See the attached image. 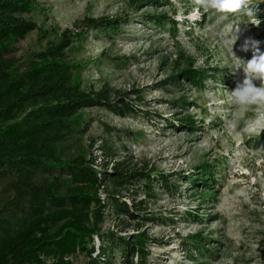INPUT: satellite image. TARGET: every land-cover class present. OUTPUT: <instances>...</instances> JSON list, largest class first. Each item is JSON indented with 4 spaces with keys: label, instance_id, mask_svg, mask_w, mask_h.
I'll return each mask as SVG.
<instances>
[{
    "label": "rangeland",
    "instance_id": "1",
    "mask_svg": "<svg viewBox=\"0 0 264 264\" xmlns=\"http://www.w3.org/2000/svg\"><path fill=\"white\" fill-rule=\"evenodd\" d=\"M138 2L36 0L29 18L38 29L14 41L9 56L23 71L69 30L65 62L76 67L74 83L85 92L108 87L111 101L121 94L139 112L125 118L100 108L81 112L67 153L94 160L103 173L120 164L170 180L169 187L153 183L149 194L141 179L131 191L109 189L134 218L109 207L92 258L139 264L137 256L125 258L123 239L146 241V264H264V102L241 106L231 96L243 79L239 58L252 56L241 48L258 41L264 52V27L257 15L225 17L194 0ZM85 19L102 20L94 26L100 28L75 27ZM5 196L12 193L0 183ZM109 196L97 195L105 203Z\"/></svg>",
    "mask_w": 264,
    "mask_h": 264
},
{
    "label": "trees",
    "instance_id": "2",
    "mask_svg": "<svg viewBox=\"0 0 264 264\" xmlns=\"http://www.w3.org/2000/svg\"><path fill=\"white\" fill-rule=\"evenodd\" d=\"M35 2L0 0V183L8 184L12 193L0 199V264H79L75 259L81 255L90 259L87 264H108L92 258L94 237L100 236L105 214L111 207L117 215L134 218L109 189L131 191L141 179L149 194L153 183L161 180L164 187L171 183L163 176L151 180L148 174L129 172L120 164L103 173L95 169L94 160L67 153L76 145L81 112L100 108L125 118L139 111L121 94L111 101L108 87L85 92L74 83L76 67L65 62L69 30L59 43L34 54L23 71L16 69L17 62L9 59L12 45L38 29L29 18ZM256 3L264 27V0ZM101 22L85 19L75 27L98 29L94 26ZM183 74L192 82L198 80L197 73ZM62 178L69 185L63 186ZM101 190L111 195L107 203L97 197ZM107 241L115 240L110 236ZM121 242L125 258L137 256L139 264H146V241Z\"/></svg>",
    "mask_w": 264,
    "mask_h": 264
},
{
    "label": "clouds",
    "instance_id": "3",
    "mask_svg": "<svg viewBox=\"0 0 264 264\" xmlns=\"http://www.w3.org/2000/svg\"><path fill=\"white\" fill-rule=\"evenodd\" d=\"M194 3L205 11H214L227 17L229 14L246 15L249 18L256 16L258 6L256 0H194ZM239 27L237 32H239ZM237 35L234 40L236 41ZM251 48V59L241 61L239 69L243 70V79L238 81L235 89L231 92L234 102L245 106L256 102H264V52L260 51L258 41L246 40L241 48L249 51ZM236 56V54L234 53ZM255 81H259V86Z\"/></svg>",
    "mask_w": 264,
    "mask_h": 264
}]
</instances>
